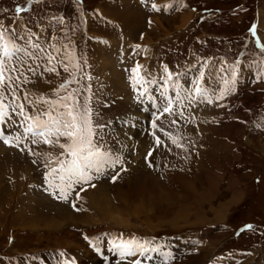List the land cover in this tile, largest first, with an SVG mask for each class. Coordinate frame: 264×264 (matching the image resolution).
<instances>
[{"label": "rangeland", "instance_id": "374dc122", "mask_svg": "<svg viewBox=\"0 0 264 264\" xmlns=\"http://www.w3.org/2000/svg\"><path fill=\"white\" fill-rule=\"evenodd\" d=\"M262 11L264 0H0V62L12 78L2 128L20 136L0 142V264H118L99 245L109 237L144 245L128 257L146 264H264ZM5 46L21 54L5 56ZM69 94L100 150L133 156L73 177L62 199L42 179L70 141L25 133L19 105L46 119L44 101ZM147 97L163 102L158 116L138 114L153 120L149 135L143 122L125 124Z\"/></svg>", "mask_w": 264, "mask_h": 264}, {"label": "snow or ice", "instance_id": "6c2138e0", "mask_svg": "<svg viewBox=\"0 0 264 264\" xmlns=\"http://www.w3.org/2000/svg\"><path fill=\"white\" fill-rule=\"evenodd\" d=\"M169 7V6H166ZM154 10L159 11V6L156 4L152 5ZM23 11V9H19ZM253 35H256L255 25L250 29ZM139 47V46H137ZM264 48V45H261ZM5 56L10 55V50L7 46L4 48ZM52 58L50 57V60ZM65 71H67V65L64 66ZM141 66L137 65L136 68L132 69L133 71V81L134 83H140L142 77L139 76V68ZM50 72L56 71L54 67L47 69ZM5 68L3 62H0V123H5V116L9 115L8 109L10 108L9 104H6L5 96L3 92V87L6 83L10 84L12 78L10 76H5ZM63 87V85H61ZM197 93L201 92L202 89L199 87L195 90ZM225 93L221 92V97ZM13 99L15 100V92L12 93ZM43 99V98H42ZM67 101H71L69 104ZM50 105L48 111L42 113L43 116L47 117L46 119L41 118V114L36 116H29L23 111V105H19L20 114L24 115V118L29 121L27 127H25V133H31L34 137L42 139L45 143H52L53 140H50L49 137H55V142H59V137H67L70 141L67 144H61L60 147L65 149V152L61 153L67 157L65 160H58L59 165V180L61 184L56 185L60 188L62 193V198L67 199V189L72 187V178L76 177V183H79L81 180H89L91 177L88 175V170L93 168L98 164L99 161L105 156L103 152L100 151L98 145L93 142V128L91 125V120L86 110L83 115L78 114L75 111L76 102L75 98L69 94L67 96L61 97L56 101H44ZM61 108L64 111H57L55 115L52 113L53 108ZM11 111L15 112L16 108L11 107ZM165 112L171 111V103L169 107L164 108ZM15 121H13V124ZM155 126V124L153 125ZM0 139H3L5 143L9 142L10 137L4 135V131L0 128ZM17 140L20 139L19 136L16 137ZM39 139H33L32 143L36 144L39 142ZM119 161H112L113 164L118 163ZM57 169L53 168L51 173H56ZM50 173V175H51ZM65 177H67L69 183L64 184ZM115 179V177L113 178ZM51 184L52 181L49 180ZM78 195V193H77ZM75 207V205H73ZM247 228H251V225H246ZM116 248L119 251L121 257L124 256H134L137 251L141 254L147 251L144 245L138 243L136 240H127L122 241L119 245H116ZM63 255V253H60Z\"/></svg>", "mask_w": 264, "mask_h": 264}, {"label": "bare ground", "instance_id": "6f19581e", "mask_svg": "<svg viewBox=\"0 0 264 264\" xmlns=\"http://www.w3.org/2000/svg\"><path fill=\"white\" fill-rule=\"evenodd\" d=\"M262 13H264V11H262ZM262 16L264 17V14H263ZM262 25H263V24H262ZM140 109H141V108H140ZM141 112H142V111L139 110V113H140V114H141ZM135 113L139 114L138 111H137V112L135 111ZM132 130H134V129L132 128L131 131H132ZM0 144H1V143H0ZM0 147H1V146H0ZM91 192H93V191H91ZM102 192H103V191H102ZM89 195H90V194H89ZM92 197H93V196H92ZM98 198H99V195H98V194H97V195H94L93 200H94V199L97 200ZM101 198H102V197H101ZM104 199L107 200V201L109 200L107 197H105ZM123 222H124V221H123ZM64 241H66V242H70L67 238L62 239V242H64ZM77 246H78V245H77ZM77 246H76V247H77ZM76 247H75V248H76ZM108 251H109V250H108ZM92 252H93V251H92ZM202 252L208 256V255L210 254V252H211V251H210V247H209V246H206V244H204V246H203V248H202ZM87 255H88V253H87ZM90 257L92 258L93 261H96V257L93 255V253H90L86 259H88V258H90ZM121 258H122V257H120V259H121ZM112 259H113V258H112ZM121 260H122V264H129V261H131L132 258H129V257H128L127 259H124V258H123V259H121ZM115 261H116V259H115ZM109 262H110V261H109ZM109 262H108V263H109ZM82 264H84V260L82 261Z\"/></svg>", "mask_w": 264, "mask_h": 264}, {"label": "crops", "instance_id": "0c3cea01", "mask_svg": "<svg viewBox=\"0 0 264 264\" xmlns=\"http://www.w3.org/2000/svg\"><path fill=\"white\" fill-rule=\"evenodd\" d=\"M206 257H207V255L203 253V258H206Z\"/></svg>", "mask_w": 264, "mask_h": 264}]
</instances>
